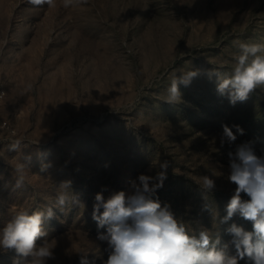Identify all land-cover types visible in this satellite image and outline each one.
<instances>
[{
    "label": "rangeland",
    "instance_id": "374dc122",
    "mask_svg": "<svg viewBox=\"0 0 264 264\" xmlns=\"http://www.w3.org/2000/svg\"><path fill=\"white\" fill-rule=\"evenodd\" d=\"M64 5L0 0V123L13 131H0V229L19 211L51 206L55 216L44 222L47 236L38 241L53 245L47 264H80V251L102 264L108 246L97 239L106 227L98 229L92 218L95 195L128 193L130 181L154 176L168 161L154 198L190 232L207 229L223 244L232 223L251 231V222L238 215L221 220L236 187L228 180V153L250 143L264 156V87L232 105L211 73L231 74L233 41L264 44V0ZM177 69L198 75L179 86V102L169 103ZM223 125H239L244 134L221 146ZM18 140L19 149L11 150ZM18 163L26 169L21 187ZM202 177L215 181L212 191L202 189ZM64 181L71 188L62 211L50 199ZM18 258L0 248V264Z\"/></svg>",
    "mask_w": 264,
    "mask_h": 264
},
{
    "label": "clouds",
    "instance_id": "9594fccd",
    "mask_svg": "<svg viewBox=\"0 0 264 264\" xmlns=\"http://www.w3.org/2000/svg\"><path fill=\"white\" fill-rule=\"evenodd\" d=\"M28 2L40 6L51 5L53 0ZM70 3L71 0H65L64 6ZM233 44L237 51L231 74L213 70L211 75L217 77V92L227 96L235 105L238 101L247 100L258 87H264V44L240 41H233ZM197 75V71H173L166 101L179 102V86H188ZM222 127L221 146L234 143L237 134H244L239 125L232 126L236 132L228 125ZM20 145L18 140L10 148L18 150ZM228 156V180L236 187L221 223H227L238 215L251 222V231L232 223L225 230L231 239L223 244L219 237L213 239L207 229H201L198 235L190 232L185 223L175 217L169 205L162 206L159 199L154 198L167 179L169 162L164 161L159 165L161 171L154 176L139 174L130 181L131 191L128 193L117 191L107 199L102 192L95 195L92 218L98 229L106 227L105 232L98 231L97 239L108 246V258L102 260V264H240V261L264 264V156H258L250 143L238 145ZM25 172L24 165L18 163L17 187L25 183ZM200 184L207 192L215 188V181L209 177H202ZM70 188V181L62 182L50 204L63 211L70 200ZM242 194L248 199H243ZM204 207L210 210L207 204ZM54 216L51 206L31 214L19 211L0 229V248L14 250L19 257L13 264H47L48 259L54 258L51 243L45 240L38 244L47 236L44 222ZM80 252V264H96V257L89 259L87 251Z\"/></svg>",
    "mask_w": 264,
    "mask_h": 264
},
{
    "label": "built area",
    "instance_id": "2783aa9c",
    "mask_svg": "<svg viewBox=\"0 0 264 264\" xmlns=\"http://www.w3.org/2000/svg\"><path fill=\"white\" fill-rule=\"evenodd\" d=\"M3 95V92H1V96ZM0 131L4 132L6 135H12L13 131L11 130L10 125L8 122H1L0 123Z\"/></svg>",
    "mask_w": 264,
    "mask_h": 264
}]
</instances>
